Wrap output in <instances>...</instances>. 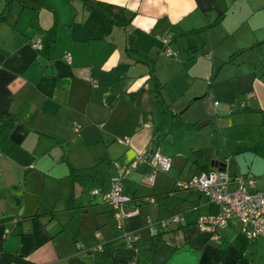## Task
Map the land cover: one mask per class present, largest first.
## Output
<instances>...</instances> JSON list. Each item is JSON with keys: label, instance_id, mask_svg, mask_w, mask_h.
<instances>
[{"label": "crops", "instance_id": "1", "mask_svg": "<svg viewBox=\"0 0 264 264\" xmlns=\"http://www.w3.org/2000/svg\"><path fill=\"white\" fill-rule=\"evenodd\" d=\"M99 1L130 25L84 0H12L0 23V264H264V238L202 231L220 206L176 186L206 166L264 191V0ZM155 150L173 165L151 184L137 159ZM115 175L123 229L102 197Z\"/></svg>", "mask_w": 264, "mask_h": 264}, {"label": "built area", "instance_id": "2", "mask_svg": "<svg viewBox=\"0 0 264 264\" xmlns=\"http://www.w3.org/2000/svg\"><path fill=\"white\" fill-rule=\"evenodd\" d=\"M161 40L165 45L164 52L173 57L174 51L166 46L171 42V38L165 36ZM33 47L37 50L42 48L40 37L33 43ZM66 59L71 63V52H67ZM125 143H129L128 138H125ZM137 163H146L149 166L151 171L146 179L153 184L158 173H167L171 170L173 159L159 150L144 151L139 155ZM176 186L182 190L198 191L207 198L208 202L220 206L217 214L202 215L199 218L198 226L202 231H208L214 237H219L220 229L234 224L240 226V232L248 241L264 238V191L257 188L254 177L245 175L230 177L224 170L211 169L189 179L178 180ZM91 193L101 194L98 190H93ZM102 197L114 209L118 228L123 229V218L126 216L124 208L133 200V196L126 192L120 176L112 177L110 189L102 193ZM184 220L182 213H174L162 219L160 223L163 227H169ZM9 233L10 230L6 229L5 234ZM123 235L127 242H131L128 234Z\"/></svg>", "mask_w": 264, "mask_h": 264}, {"label": "trees", "instance_id": "3", "mask_svg": "<svg viewBox=\"0 0 264 264\" xmlns=\"http://www.w3.org/2000/svg\"><path fill=\"white\" fill-rule=\"evenodd\" d=\"M11 2H12V0H6L5 10L7 12L0 14V23L4 22L7 19V15H8L10 6H11ZM84 4H85V6H87L88 9H95V10L100 11L105 16L107 21L116 27H121V28L125 29L131 23L132 18L129 17L126 14L125 9L120 7V6H117V5H114L111 3H107V2H103V1H99V0H84ZM126 51L127 52H134L133 37L132 36H129L127 38ZM155 87L157 90L158 89L160 90V85L158 82L156 83V81H155ZM204 154L206 157H207V155L209 156L211 154V150L197 151V155L199 157H201V156L203 157ZM201 168H204L205 171H208L206 166H201Z\"/></svg>", "mask_w": 264, "mask_h": 264}, {"label": "water", "instance_id": "4", "mask_svg": "<svg viewBox=\"0 0 264 264\" xmlns=\"http://www.w3.org/2000/svg\"><path fill=\"white\" fill-rule=\"evenodd\" d=\"M206 122H207V121H206ZM202 124H205V123L203 122ZM199 126H200V125H199ZM56 151H57V150H56ZM56 151H55V153H57V152H58V151H57V152H56ZM216 164H217V162H216ZM222 169H223V168H222ZM220 170H221V169H220ZM223 170H224V169H223Z\"/></svg>", "mask_w": 264, "mask_h": 264}]
</instances>
